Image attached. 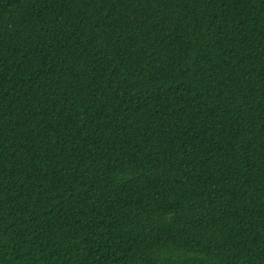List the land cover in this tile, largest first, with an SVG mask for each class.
Returning <instances> with one entry per match:
<instances>
[{
    "label": "trees",
    "instance_id": "1",
    "mask_svg": "<svg viewBox=\"0 0 264 264\" xmlns=\"http://www.w3.org/2000/svg\"><path fill=\"white\" fill-rule=\"evenodd\" d=\"M0 264H264V0H0Z\"/></svg>",
    "mask_w": 264,
    "mask_h": 264
}]
</instances>
